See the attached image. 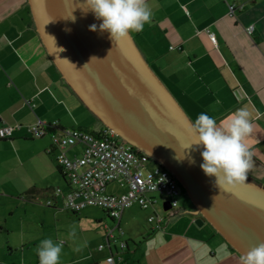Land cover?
Segmentation results:
<instances>
[{
    "label": "crops",
    "instance_id": "crops-1",
    "mask_svg": "<svg viewBox=\"0 0 264 264\" xmlns=\"http://www.w3.org/2000/svg\"><path fill=\"white\" fill-rule=\"evenodd\" d=\"M145 2L150 22L130 35L146 63L192 121L201 112L222 123L241 107L249 111L253 131L246 143L253 158L247 175L264 187V0ZM28 4V0H0V129L21 127L0 139V192L10 189L19 197L0 194V199L6 206L15 199L22 205L44 201L49 209L69 212L64 199L55 195L62 188L64 193L68 190L56 162L58 150H53L49 136L32 139L27 128L56 123L57 130H83L78 117H87L49 58ZM233 4L243 8L230 14ZM81 152L83 147L77 145L67 155ZM7 210L0 213V264H39L36 247L46 238L47 226L42 220L41 228L30 231L25 221L19 225V218ZM166 214L161 231L146 226L129 233L131 226L123 229L121 218L126 264H242L237 252L199 221L193 207L179 204ZM106 234L97 251L78 252V245L64 249L59 264H108L109 249H99L106 246ZM137 239L142 240L140 245Z\"/></svg>",
    "mask_w": 264,
    "mask_h": 264
},
{
    "label": "water",
    "instance_id": "water-1",
    "mask_svg": "<svg viewBox=\"0 0 264 264\" xmlns=\"http://www.w3.org/2000/svg\"><path fill=\"white\" fill-rule=\"evenodd\" d=\"M28 3L49 58L81 104L119 139L168 170L199 221L238 256L264 243V187L248 178L233 191L219 192L213 186L200 168L202 148L191 145L194 138L187 126L192 120L146 63L132 36L114 42L100 29L102 21L82 10L83 0Z\"/></svg>",
    "mask_w": 264,
    "mask_h": 264
},
{
    "label": "built area",
    "instance_id": "built-area-1",
    "mask_svg": "<svg viewBox=\"0 0 264 264\" xmlns=\"http://www.w3.org/2000/svg\"><path fill=\"white\" fill-rule=\"evenodd\" d=\"M242 8V4L230 5L229 13L233 14ZM209 36L211 43L215 44L216 37L211 33ZM51 128H58L57 124L38 123L29 126L27 131L32 139L49 136L53 150H58L56 162L67 179L68 190L66 193L57 190L55 195L64 199L66 210L77 214L88 207L106 212L115 223V228L107 231L106 246L101 245L99 249H109L110 255L106 258L108 264H126L122 253L127 250V242L120 228L123 214L134 206L143 211L150 210L154 215L147 219V223L152 229L161 231L166 218L156 212L158 203L162 200L163 208V204L169 202L170 208L165 212L176 211L181 203L183 189L168 170L126 144L109 129L94 135L78 129L50 132ZM19 130V126H5L0 129V139H7ZM77 145L83 147V152L80 156L69 157L67 151ZM114 183H118L125 191L109 194L107 189Z\"/></svg>",
    "mask_w": 264,
    "mask_h": 264
},
{
    "label": "clouds",
    "instance_id": "clouds-1",
    "mask_svg": "<svg viewBox=\"0 0 264 264\" xmlns=\"http://www.w3.org/2000/svg\"><path fill=\"white\" fill-rule=\"evenodd\" d=\"M80 7L102 21L100 29L106 31L114 42L142 31L151 18L145 0H83ZM91 27L95 29L96 25ZM252 131L250 113L243 107L231 113L226 122L219 123L206 112L199 113L189 122L187 132L194 138L191 145L202 148L200 168L212 178L213 186L219 192L233 191L247 181L253 152L246 140ZM62 248V241L42 239L36 247L39 264H59ZM240 260L242 264H264V243L241 253Z\"/></svg>",
    "mask_w": 264,
    "mask_h": 264
},
{
    "label": "rangeland",
    "instance_id": "rangeland-1",
    "mask_svg": "<svg viewBox=\"0 0 264 264\" xmlns=\"http://www.w3.org/2000/svg\"><path fill=\"white\" fill-rule=\"evenodd\" d=\"M82 110L85 112L87 118L83 119V116L79 114L81 119L78 117V120H81L80 122L81 125L85 127L84 129L98 131L104 127L100 122L96 121L95 117L85 107H82ZM185 113L190 117L188 111H185ZM61 191L64 193L63 188ZM124 191L125 189L119 187L118 183L110 185L107 189L109 194H121ZM13 193L10 192V189H1L0 192V194L12 195L15 198L19 197ZM164 199L167 200V198ZM39 200H43V198ZM1 201L3 200L0 199V213H4L5 211L9 212L7 210L9 207L10 210L14 212V216L17 220L19 218V225H21L22 221H25L26 225L30 227V231L41 228V223L44 221V224L47 226L46 232L43 233L44 236L46 238H52L54 241L59 240L65 242V247L62 248V251L67 248L70 249L71 246L73 247L74 245H78L76 249L78 252L97 251L99 243H105L104 234H106V231L115 228V223L108 217V214L101 209L89 208L76 216L72 211L60 212V210L57 209H49L44 201L33 203L32 205H22L15 199V201L9 200L10 202L7 203L9 204L7 206L6 203L1 204ZM162 203V200L158 203L157 210L162 217H166L167 212L163 211ZM180 207L189 209L192 207L190 199L184 191L181 197ZM131 209L132 211H130ZM131 209L128 210L129 212L126 213L125 218H123L121 222V227L123 229H127L126 226H131L129 227L131 228L129 233H134V231L137 232L139 228L142 231L146 226H150V224L147 223V219H149L151 215H154L152 211H143L138 206H134ZM126 222H128L127 225ZM40 232L43 231H39V234ZM116 234H118V232H116ZM139 241L142 243L141 239H137V243H139ZM141 243H139V245Z\"/></svg>",
    "mask_w": 264,
    "mask_h": 264
},
{
    "label": "trees",
    "instance_id": "trees-1",
    "mask_svg": "<svg viewBox=\"0 0 264 264\" xmlns=\"http://www.w3.org/2000/svg\"><path fill=\"white\" fill-rule=\"evenodd\" d=\"M73 93V92H72ZM74 94V93H73ZM75 95V94H74ZM76 96V95H75ZM77 97V96H76ZM78 98V97H77ZM79 100V98H78ZM80 104L82 103L80 100H79ZM82 105V104H81ZM92 114V113H91ZM93 115V114H92ZM94 116V115H93ZM95 117V116H94ZM96 121H98V119L95 117ZM99 122V121H98ZM107 128L103 127L101 130H106ZM57 130V128H51L49 131L50 132H55ZM100 130V131H101ZM83 131H87V132H91V133H94V135H99V132L98 131H94V130H88V129H83ZM60 169V168H59ZM61 171V169H60ZM62 173V171H61ZM63 177H65V175L62 173ZM74 214H76V216H78L79 214H77L76 212H72Z\"/></svg>",
    "mask_w": 264,
    "mask_h": 264
}]
</instances>
